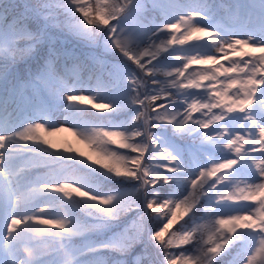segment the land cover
Returning <instances> with one entry per match:
<instances>
[{
    "label": "snow or ice",
    "instance_id": "6c2138e0",
    "mask_svg": "<svg viewBox=\"0 0 264 264\" xmlns=\"http://www.w3.org/2000/svg\"><path fill=\"white\" fill-rule=\"evenodd\" d=\"M137 248L264 264V0H0V264Z\"/></svg>",
    "mask_w": 264,
    "mask_h": 264
},
{
    "label": "trees",
    "instance_id": "16d2710c",
    "mask_svg": "<svg viewBox=\"0 0 264 264\" xmlns=\"http://www.w3.org/2000/svg\"><path fill=\"white\" fill-rule=\"evenodd\" d=\"M16 2H21V0H16ZM53 35L54 36H59L60 38H64L63 40H66L67 41V45L66 46L69 49H75L77 51V53L83 52L85 54H88V53L91 52L92 55H95V56H99V57H103L104 56V54L102 53V51H100V50H91V49L85 47L84 45L77 43L74 39H72L71 36L64 35V34L58 32V31H54L53 32ZM100 67L101 66L97 65V66H95V68L93 70L96 71ZM102 71H103V69H101L99 73H101ZM85 75H86V73H85ZM29 93H26V95L29 94ZM84 94L87 95V93H84ZM97 102H101V101L98 100ZM104 102H106V101H104ZM95 111H97V110H95ZM138 251H139V248L135 249L133 251V253L128 256L127 259L129 261V264H131V261H132L133 256ZM231 260H232V257H224L223 260L221 261V264H230Z\"/></svg>",
    "mask_w": 264,
    "mask_h": 264
},
{
    "label": "rangeland",
    "instance_id": "374dc122",
    "mask_svg": "<svg viewBox=\"0 0 264 264\" xmlns=\"http://www.w3.org/2000/svg\"><path fill=\"white\" fill-rule=\"evenodd\" d=\"M62 120H63V117L60 116L58 120L54 118V119L52 120V122H53V123H57V124H59L60 121H62ZM68 126H70V125H64V127H68ZM57 136H58V137H67L68 139L72 140L73 143L76 144V146L83 148V146H82V145H79V144L77 143L76 139H75L74 137H72L71 134H69V133H58Z\"/></svg>",
    "mask_w": 264,
    "mask_h": 264
}]
</instances>
